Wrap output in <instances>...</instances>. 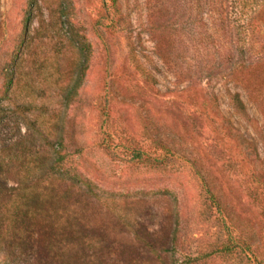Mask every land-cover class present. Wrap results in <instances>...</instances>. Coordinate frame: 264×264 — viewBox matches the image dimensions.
<instances>
[{
    "label": "rangeland",
    "instance_id": "obj_1",
    "mask_svg": "<svg viewBox=\"0 0 264 264\" xmlns=\"http://www.w3.org/2000/svg\"><path fill=\"white\" fill-rule=\"evenodd\" d=\"M0 104L2 143L63 135L169 264H264V0H0Z\"/></svg>",
    "mask_w": 264,
    "mask_h": 264
},
{
    "label": "trees",
    "instance_id": "obj_2",
    "mask_svg": "<svg viewBox=\"0 0 264 264\" xmlns=\"http://www.w3.org/2000/svg\"><path fill=\"white\" fill-rule=\"evenodd\" d=\"M233 1L239 9L253 4ZM69 34L83 55L81 37ZM82 74L65 93L67 103ZM231 101L245 113L237 94ZM2 110L0 104V118ZM27 126V135L0 141L1 264H169L173 233L148 229L133 204L110 198L81 176L63 135L46 132L36 118Z\"/></svg>",
    "mask_w": 264,
    "mask_h": 264
}]
</instances>
